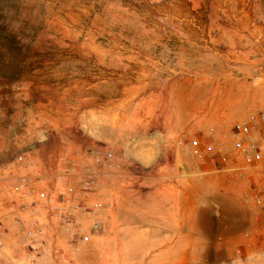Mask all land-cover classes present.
<instances>
[{"label": "rangeland", "instance_id": "374dc122", "mask_svg": "<svg viewBox=\"0 0 264 264\" xmlns=\"http://www.w3.org/2000/svg\"><path fill=\"white\" fill-rule=\"evenodd\" d=\"M250 108L264 109V0H0L2 211L27 173L16 156L41 139L57 145L51 168L38 162L45 182L64 169L62 148L78 173L103 172L77 192L98 196L100 233L74 244L60 231L32 263L11 225L0 264H264V218L247 195L264 174L232 134ZM160 157L175 160L163 175L178 210L155 191Z\"/></svg>", "mask_w": 264, "mask_h": 264}, {"label": "built area", "instance_id": "2783aa9c", "mask_svg": "<svg viewBox=\"0 0 264 264\" xmlns=\"http://www.w3.org/2000/svg\"><path fill=\"white\" fill-rule=\"evenodd\" d=\"M260 133L264 139V109H248L245 119L235 122L233 128L234 148L243 155L244 159L256 163L264 174V147L260 146L255 133ZM192 144L199 147L201 140L192 139ZM219 144L218 142L216 145ZM96 160L107 166H112L113 153L110 150L95 149ZM199 155H202L199 152ZM225 169H229L230 156L228 151L221 153ZM60 161L65 165L63 170L56 171V178L52 184L45 182L46 174L39 167L38 160L32 153L21 152L16 156L17 166L26 168L27 173L16 176L12 181L11 210L4 213L0 207V247L8 244L11 225L6 216L11 215L14 230L23 246L28 247V255L32 263H36L40 249L50 237L60 231L71 233V242L77 244L89 241L91 235L100 233L103 222L93 216L100 202L91 204L81 194H88L90 189L99 182L103 172L101 169L86 168L83 173H78L72 164V153L68 148H62ZM243 169V167H238ZM77 180H81L84 188L78 190ZM251 194L256 206L264 218V183H257L255 177H250ZM1 190V187H0ZM260 237L264 244V224L260 229ZM264 259V247L260 251Z\"/></svg>", "mask_w": 264, "mask_h": 264}, {"label": "crops", "instance_id": "0c3cea01", "mask_svg": "<svg viewBox=\"0 0 264 264\" xmlns=\"http://www.w3.org/2000/svg\"><path fill=\"white\" fill-rule=\"evenodd\" d=\"M188 121L190 122V119H188ZM36 136L39 137L38 134ZM53 136L56 137L55 135H53ZM41 138H43V137H41ZM255 139L260 146L264 147V139L262 138L260 133H258V132L255 133ZM175 142H177V140H175ZM56 146L57 145L52 143L51 139H43V140L41 139L40 145L35 150H33L32 152L30 150H28L27 152L32 153L34 156H36L38 159V162H40V164H42V166L45 169H47V168L49 169V168H51V164H52L51 161L53 159H55V158H52V156H51L52 154L49 153V151L54 150L56 148ZM170 149H171V147L166 149V151H170ZM157 161H159L157 169H158V173L160 174V176H156V178L161 179V182L160 183L158 181L156 182V185L158 184V186H156L155 191L158 195L162 194L161 201H162L163 207H165V208L168 207L167 200L170 197L172 199L171 209L174 207V199H175V207L178 210V208H179V202H178L179 194H178V186H177V184H175V181H174V176H171L170 177L171 179H168V178H164V175H163L164 169L173 165L175 160L173 159L170 161L167 158L165 159L163 157H160V159ZM161 184L165 185V186H162L161 188H159ZM168 185H170L169 186L170 188L168 187ZM161 189H165V191L164 192L162 191L160 193ZM89 196H90L92 202H95V203L99 202L98 196L92 195V194ZM5 213H7V211H5ZM6 219H7V222L9 224H12L14 226L13 217L11 215H7Z\"/></svg>", "mask_w": 264, "mask_h": 264}]
</instances>
